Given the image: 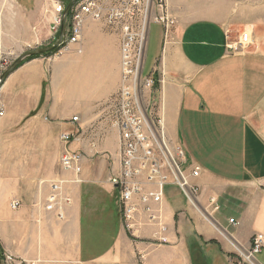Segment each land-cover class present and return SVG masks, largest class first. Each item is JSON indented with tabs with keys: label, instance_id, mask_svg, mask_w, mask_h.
<instances>
[{
	"label": "crops",
	"instance_id": "crops-1",
	"mask_svg": "<svg viewBox=\"0 0 264 264\" xmlns=\"http://www.w3.org/2000/svg\"><path fill=\"white\" fill-rule=\"evenodd\" d=\"M16 2L32 15L16 16L1 37L11 58L52 45L55 34L50 0ZM165 2L176 23L168 36L163 24L150 26L147 54L154 46L156 59L144 72L158 80L169 137L202 168L192 182L212 221L167 185L160 203L135 199L127 228L110 181L121 170L109 104L121 80L120 36L87 17L79 42L25 59L0 87V248L19 264H238L264 233V0ZM248 30L262 45L228 53L227 36ZM63 132L75 133L80 173L60 164ZM55 181L71 198L63 219L46 208ZM257 258L264 264V248Z\"/></svg>",
	"mask_w": 264,
	"mask_h": 264
},
{
	"label": "built area",
	"instance_id": "built-area-1",
	"mask_svg": "<svg viewBox=\"0 0 264 264\" xmlns=\"http://www.w3.org/2000/svg\"><path fill=\"white\" fill-rule=\"evenodd\" d=\"M157 7L160 11L153 14V0H79L70 10L67 35L61 45L64 49L80 41L87 17L101 21L119 33L121 80L109 104L111 122L121 135V170L110 181L119 190L122 217L132 232L139 209L135 199L160 203L167 185L178 187L187 201L207 220L212 221V216L199 207L200 186L192 182V178L197 177L202 168L193 162L189 164L185 149L169 137L165 120L160 114L159 98L154 93L158 80L153 73L144 72L150 24H163L165 36H168L174 24L165 0H160ZM64 12L65 6L57 1L52 27L54 33L60 31ZM253 43L251 32L243 31L235 39L227 36L225 46L228 53H234L247 50ZM73 120H77V117ZM60 139L64 144L61 166L65 170L80 173L83 156L71 149L75 133L63 132ZM144 180L155 184L156 188L146 191ZM70 202L71 198L63 193L62 182H53L46 208L57 210L58 216L63 219L64 206ZM209 204L214 210L220 208L215 198H211ZM11 205L17 208L20 202L15 200ZM155 219L156 216L151 214L150 220ZM230 222H234V219L231 218ZM161 239L165 240V237ZM263 248L264 233L254 234L250 248L245 252L240 251L241 260L238 264H261L257 256ZM3 264L19 262L12 254L4 253Z\"/></svg>",
	"mask_w": 264,
	"mask_h": 264
},
{
	"label": "rangeland",
	"instance_id": "rangeland-1",
	"mask_svg": "<svg viewBox=\"0 0 264 264\" xmlns=\"http://www.w3.org/2000/svg\"><path fill=\"white\" fill-rule=\"evenodd\" d=\"M50 1L52 3L51 16L54 17L55 7H56L57 1L61 2L65 6V9H66L67 5L69 4V2L71 0H50ZM31 9H32V7L30 6V4H28V2H26V3L23 2L22 4H19L16 2V0H0V76L14 62V60L20 56V55L14 56L13 58H11L12 55L10 53H5L3 50L4 45L1 42V39H2L1 37L5 36V33H6L5 29L6 28L12 30L13 26L18 23V21H17L18 17H16V16H18L21 13L27 14V15L29 14V16H31L32 15ZM41 14H42V11H41ZM48 14H50V13H48ZM68 21L69 20L67 18V24H68ZM174 23H176L175 19H174ZM152 24L154 25L155 22L154 23L152 22L150 24V26H153ZM67 30H68V26H67ZM248 31L251 32V30H248ZM53 35L54 36L52 38L53 40H52L51 44H55L58 41V38L60 36V31L53 34ZM231 39H235V38H231ZM2 41H3V39H2ZM253 41H254L253 46H255V45L259 46L261 44L259 41L255 40V39H253ZM263 47H264V45H263ZM59 50H57V51H59ZM153 50H154V46H151V47H149L148 54L146 53V64H145V71L146 72L149 71L150 67L152 66V64L154 63V61L156 59V54L154 53ZM57 51L53 52V54L56 53ZM8 57H10V58H8ZM191 163H192V161H189V164H191ZM3 256H4V254H3ZM1 264H3V258L1 260Z\"/></svg>",
	"mask_w": 264,
	"mask_h": 264
},
{
	"label": "water",
	"instance_id": "water-1",
	"mask_svg": "<svg viewBox=\"0 0 264 264\" xmlns=\"http://www.w3.org/2000/svg\"><path fill=\"white\" fill-rule=\"evenodd\" d=\"M78 1L79 0H71L69 2V4L67 5L65 12H64V15H63V20H62V24H61V28H60V36L58 38V41L55 44H52V45H49L46 47L35 48V49L29 50V51L21 54L17 59L14 60V62L0 76V87H1L2 83L4 82V80L7 78V76L13 70H15L25 59L32 57V56L41 55V54L51 52V51L59 48L62 45V42L67 35V18L69 16V13H70L72 6ZM1 260H2V258H1V251H0V264H1Z\"/></svg>",
	"mask_w": 264,
	"mask_h": 264
},
{
	"label": "trees",
	"instance_id": "trees-1",
	"mask_svg": "<svg viewBox=\"0 0 264 264\" xmlns=\"http://www.w3.org/2000/svg\"><path fill=\"white\" fill-rule=\"evenodd\" d=\"M61 48H62V46H60L59 48H57V49H55V50H53V51H51V52L45 53V54H51V53H53V52H55V51H57V50H59V49H61ZM36 56H38V55H36ZM32 57H34V56H32ZM0 251H1V257L3 258V252H2V250H1V248H0Z\"/></svg>",
	"mask_w": 264,
	"mask_h": 264
}]
</instances>
